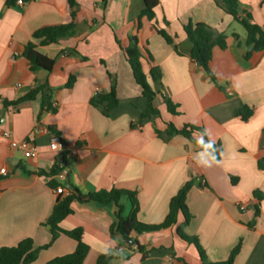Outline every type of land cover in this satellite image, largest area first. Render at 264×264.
Returning a JSON list of instances; mask_svg holds the SVG:
<instances>
[{
    "label": "crops",
    "instance_id": "crops-1",
    "mask_svg": "<svg viewBox=\"0 0 264 264\" xmlns=\"http://www.w3.org/2000/svg\"><path fill=\"white\" fill-rule=\"evenodd\" d=\"M75 1L74 33L36 49L54 61L52 71L33 72L23 57L24 47L37 29L71 21L67 2L34 0L7 7L0 0V129L7 133L0 136V170H6L5 176L0 175V248L31 239L39 249L31 264H46L75 251L76 242L63 235L41 249L51 241L43 224L57 193L47 185L51 179L40 173L64 158L69 170L66 181L83 194L135 192L136 218L147 225L160 224L170 199L186 182L194 181L186 199L192 216L188 224L179 216L175 227L132 233L137 245L119 236L111 238L113 204L73 203L72 214L59 227L83 231L82 240L89 247L83 264H96L97 257L107 252L118 253L110 264H203L195 246L177 236V228L197 238L207 263L225 261L241 242L233 264H264V198L253 195L264 193V52L245 59L244 27L213 0H157L151 22L138 20L142 0ZM239 3L252 23L264 28V2ZM189 23L205 24L225 36L226 48H214L209 63L214 82L189 57L191 44L184 32ZM153 28L167 33L173 44ZM133 36L141 52L146 50L152 58L151 65L142 60L144 73L158 67L161 79L156 88L177 106V114L171 115L157 96L160 115L145 119L141 127L145 101L126 57ZM70 78L74 81L66 88ZM112 82L119 105L106 117L103 105L92 106L90 100L108 92ZM45 83L53 111L42 110V94L20 101ZM243 107L252 110L247 121L237 116ZM169 123L177 129L193 125L207 130L206 139L219 145L218 162L198 163L196 154L203 149L181 135L167 138ZM51 128L64 144L61 154L49 150ZM24 140L37 151L35 160L24 158L16 147ZM120 203L123 217H128L129 200L122 197Z\"/></svg>",
    "mask_w": 264,
    "mask_h": 264
},
{
    "label": "trees",
    "instance_id": "trees-1",
    "mask_svg": "<svg viewBox=\"0 0 264 264\" xmlns=\"http://www.w3.org/2000/svg\"><path fill=\"white\" fill-rule=\"evenodd\" d=\"M17 0H5V5L7 7H14ZM34 0H21V2L29 3ZM144 8L138 17L146 18L148 21L154 19V9L157 6V0H142ZM215 5L219 7L223 12L230 15L237 23L242 25L246 31V37L244 44L247 47L245 53V59H249L251 55L255 52H264V28L252 23L250 14L247 11L241 9L239 0H213ZM70 11L71 21L67 24L44 26L37 29L32 34V40L29 41L24 47L23 57L29 63L31 71L43 70L45 72H51L54 66V61L45 55L37 52V47H46L50 45L58 44L59 41L65 37L71 36L74 33V19L76 17V1L66 0ZM264 2V0H262ZM154 29V28H153ZM167 44H173V39L167 35L164 31L156 30ZM184 32L188 41L191 44V49L189 52L190 59L196 64L198 68L204 71L205 75L209 77L213 82L215 78L209 70V63L212 58V52L214 48L224 50L226 48L225 36L221 33H215L210 27L205 24H187L184 26ZM127 62L131 68L133 79L137 86L141 89V98L145 101V109L140 113L138 125L142 126L145 119H151L152 117H158L160 115L159 109L156 105L157 96L163 99V105L166 111L171 115H176L177 106L174 105L169 99L164 98L160 91L156 88L160 86L161 72L156 66H151L148 74L146 75L143 71L142 60H145L148 65L152 64V58L146 50H141L138 48V42L135 36L130 37L129 46L126 49ZM74 79L70 78L66 88L72 86ZM38 94H42V110L53 111L50 104V94L48 84L39 85L34 87L27 95H25L20 101H30L33 100ZM90 104L92 106L103 105V115L108 117L110 112L119 105V100L117 98L116 83L112 82L110 90L106 93H97L91 100ZM252 115V110L243 107L237 112V116L241 118L242 121H247ZM51 133L57 134L56 131L51 128ZM155 133L161 136L162 133L155 129ZM194 133L197 136H194ZM201 128H197L193 125H184L182 128L177 129L171 123L167 124L166 136L171 138L174 135H181L189 142L194 144L197 148H200L196 140L199 135L203 134ZM205 142H208L204 136ZM216 147V159L219 158V145H214ZM62 162L67 166L66 161ZM262 168V166H260ZM59 173L58 165L53 166L48 172H41L40 175L48 180L47 185L50 189L56 191L59 187L67 190V194L63 195L61 193L57 194L55 205L49 218L44 222V226L47 227L51 233V241L48 245L42 247L41 249H47L51 246L54 240L63 235L67 238L72 239L76 242L75 251L72 254L57 257L46 264H83L86 258L89 247L83 242L82 235L83 231L78 228L70 231L62 230L59 224L67 216L71 215L72 204H89L96 203L99 205H109L113 204L116 208L115 220L110 227V236H119L124 242L129 243V245L136 244L130 235L135 233L140 235L142 233L157 232L164 229H169L175 227L178 222V217L182 216L183 223L186 225L191 220L192 216L189 213L186 199L189 191L194 185V181L190 180L186 182L170 199L168 213L164 220L158 225H147L141 223L137 220L136 214L138 211V203L136 199L135 192H129L125 190L111 189L109 191H98L93 193L83 194L76 187L70 184L68 181L64 185L59 184L53 178ZM204 187L205 185H199ZM254 197L258 200L264 198V193L258 191L254 192ZM122 197H126L131 204V212L128 217H123V207L120 203ZM259 214L258 208H255L254 217ZM251 228V225L249 226ZM177 236L181 238L184 242L192 244L197 249L200 259L203 264H233L236 255L240 251L241 242L233 248L230 255L225 261L217 263H207L203 251L198 243L196 237L186 236L182 233L180 228H177ZM137 245V244H136ZM139 250L141 248L137 246ZM39 249L33 247V242L31 239H24L20 241L16 246L13 247H3L0 248V264H31L36 258ZM118 258V253H103L100 254L96 259V264H110L113 260Z\"/></svg>",
    "mask_w": 264,
    "mask_h": 264
},
{
    "label": "built area",
    "instance_id": "built-area-1",
    "mask_svg": "<svg viewBox=\"0 0 264 264\" xmlns=\"http://www.w3.org/2000/svg\"><path fill=\"white\" fill-rule=\"evenodd\" d=\"M17 5L21 6L23 3L21 0L16 1ZM0 136L7 137V133L0 129ZM18 150L22 153L23 157L26 159L35 160L37 158V151L32 147L31 143L24 140L20 143L15 144ZM49 150L55 154H61L64 151V144L59 136L56 134H51L49 138ZM59 173L55 176V179L59 184L64 185L68 176V166H66L62 161L58 164ZM0 175L5 176L6 170L1 169ZM63 187H59L55 193H61ZM240 209H244L243 206L239 205Z\"/></svg>",
    "mask_w": 264,
    "mask_h": 264
},
{
    "label": "clouds",
    "instance_id": "clouds-1",
    "mask_svg": "<svg viewBox=\"0 0 264 264\" xmlns=\"http://www.w3.org/2000/svg\"><path fill=\"white\" fill-rule=\"evenodd\" d=\"M207 134V130H205V132L199 135L196 140L197 145L203 150L198 152L195 158L197 162L203 166H210L212 163L218 162L216 159L217 149L214 147L216 142L212 139H209L208 142H205L204 136ZM194 136H197V134L194 133Z\"/></svg>",
    "mask_w": 264,
    "mask_h": 264
}]
</instances>
